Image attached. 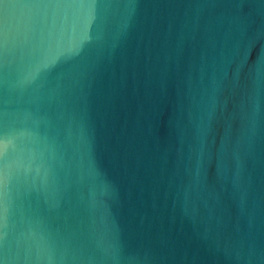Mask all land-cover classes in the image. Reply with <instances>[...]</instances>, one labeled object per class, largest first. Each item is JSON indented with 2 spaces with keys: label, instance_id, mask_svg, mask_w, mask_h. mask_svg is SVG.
Here are the masks:
<instances>
[{
  "label": "water",
  "instance_id": "water-1",
  "mask_svg": "<svg viewBox=\"0 0 264 264\" xmlns=\"http://www.w3.org/2000/svg\"><path fill=\"white\" fill-rule=\"evenodd\" d=\"M0 264H264V0H0Z\"/></svg>",
  "mask_w": 264,
  "mask_h": 264
}]
</instances>
